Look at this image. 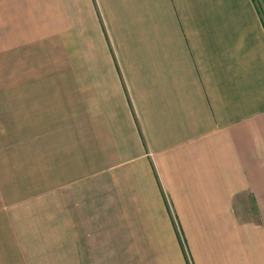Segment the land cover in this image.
Listing matches in <instances>:
<instances>
[{"label":"crops","instance_id":"0c3cea01","mask_svg":"<svg viewBox=\"0 0 264 264\" xmlns=\"http://www.w3.org/2000/svg\"><path fill=\"white\" fill-rule=\"evenodd\" d=\"M263 10L0 0V264H264Z\"/></svg>","mask_w":264,"mask_h":264},{"label":"rangeland","instance_id":"374dc122","mask_svg":"<svg viewBox=\"0 0 264 264\" xmlns=\"http://www.w3.org/2000/svg\"><path fill=\"white\" fill-rule=\"evenodd\" d=\"M259 1H260L261 5H262V7L264 9V0H259ZM239 202H241L240 203L241 204V210H240L241 216L242 217H244V216L246 217V215L249 216V213H252V207H251L252 204L249 203L248 198L247 197H242Z\"/></svg>","mask_w":264,"mask_h":264}]
</instances>
